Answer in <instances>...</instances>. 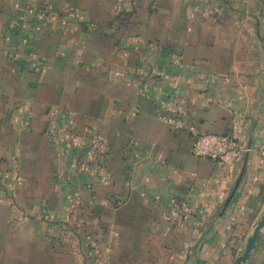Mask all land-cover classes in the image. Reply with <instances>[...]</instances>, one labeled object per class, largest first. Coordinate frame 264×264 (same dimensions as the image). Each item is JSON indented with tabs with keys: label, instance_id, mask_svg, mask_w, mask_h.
<instances>
[{
	"label": "crops",
	"instance_id": "1",
	"mask_svg": "<svg viewBox=\"0 0 264 264\" xmlns=\"http://www.w3.org/2000/svg\"><path fill=\"white\" fill-rule=\"evenodd\" d=\"M163 116L238 149L198 158ZM8 182L51 226L84 204L95 264H234L264 212V0H0ZM9 236L0 264H54Z\"/></svg>",
	"mask_w": 264,
	"mask_h": 264
},
{
	"label": "rangeland",
	"instance_id": "2",
	"mask_svg": "<svg viewBox=\"0 0 264 264\" xmlns=\"http://www.w3.org/2000/svg\"><path fill=\"white\" fill-rule=\"evenodd\" d=\"M30 194V191L22 192V194L20 192L17 193L13 183L10 182L7 183L6 190L0 192L1 200L4 201V203H0V205L4 204L3 208L1 207L3 211L0 213V223L1 221L8 222V227L3 224L5 226L4 231L0 229L2 247L13 246V239L9 235L13 238L14 233H17L19 237H24L23 242H30L33 235L39 234L42 239L45 237L49 238L48 241L40 239L41 245L51 247L56 251L55 255L50 257L54 264H61L62 260H65L64 264L68 263L67 261L76 262V264L79 262L95 264L94 251L96 250V243L92 240L93 238L91 239V235L86 234L85 231L87 226L84 225V221L88 215L84 216L85 205L82 203H71V214L66 216L67 214L64 213L63 216L60 215L58 217L54 215L55 226H51L53 224L49 225L48 215H46L45 210L39 209V212L38 210L20 211L19 203H25L30 198ZM53 218L50 217V219ZM91 226L93 227L92 222L90 225L88 224V227ZM90 231L93 232V228ZM26 256V254H22L21 257L25 259ZM67 256L70 257L69 260ZM8 258L6 257V259Z\"/></svg>",
	"mask_w": 264,
	"mask_h": 264
},
{
	"label": "built area",
	"instance_id": "3",
	"mask_svg": "<svg viewBox=\"0 0 264 264\" xmlns=\"http://www.w3.org/2000/svg\"><path fill=\"white\" fill-rule=\"evenodd\" d=\"M162 119L170 123L175 129H188L193 136V154L198 158H207L221 163L235 153L238 145L233 136L228 134H202L187 126L186 122L163 116ZM100 264V263H99Z\"/></svg>",
	"mask_w": 264,
	"mask_h": 264
},
{
	"label": "water",
	"instance_id": "4",
	"mask_svg": "<svg viewBox=\"0 0 264 264\" xmlns=\"http://www.w3.org/2000/svg\"><path fill=\"white\" fill-rule=\"evenodd\" d=\"M264 230V212L257 220L251 235L248 237L240 255L237 257L234 264H249V260L253 251L256 249Z\"/></svg>",
	"mask_w": 264,
	"mask_h": 264
}]
</instances>
